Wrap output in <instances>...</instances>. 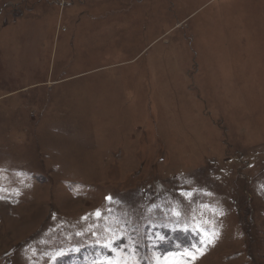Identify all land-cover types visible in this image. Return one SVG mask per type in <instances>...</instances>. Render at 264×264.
Masks as SVG:
<instances>
[{
    "label": "rangeland",
    "instance_id": "rangeland-1",
    "mask_svg": "<svg viewBox=\"0 0 264 264\" xmlns=\"http://www.w3.org/2000/svg\"><path fill=\"white\" fill-rule=\"evenodd\" d=\"M0 264H264V0H0Z\"/></svg>",
    "mask_w": 264,
    "mask_h": 264
}]
</instances>
